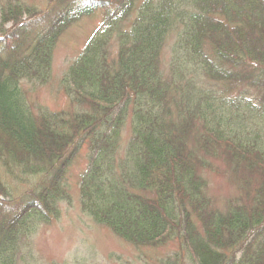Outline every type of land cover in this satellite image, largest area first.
<instances>
[{
    "label": "trees",
    "instance_id": "1",
    "mask_svg": "<svg viewBox=\"0 0 264 264\" xmlns=\"http://www.w3.org/2000/svg\"><path fill=\"white\" fill-rule=\"evenodd\" d=\"M97 11L59 81L72 109L34 112L21 84H46L58 39ZM83 149L81 210L136 248L174 245L152 264H264V0H0V264L59 218ZM209 158L238 190L223 208Z\"/></svg>",
    "mask_w": 264,
    "mask_h": 264
},
{
    "label": "rangeland",
    "instance_id": "2",
    "mask_svg": "<svg viewBox=\"0 0 264 264\" xmlns=\"http://www.w3.org/2000/svg\"><path fill=\"white\" fill-rule=\"evenodd\" d=\"M21 1L37 10L44 8V0ZM103 18V12L97 11L80 19L62 34L54 49L51 77L46 84H21L26 101L34 112L41 108L53 112H68L72 109V104L59 87V81ZM169 45L170 41L165 44L161 57L165 74L169 61ZM128 131L127 124L122 130V144L129 137ZM209 159L211 168L203 169L201 173L207 181V194L214 206L223 208L229 201L239 198L238 190L227 164L222 159ZM86 166L87 152L83 149L79 157L72 162L65 178L69 202H61L59 218L48 225H40L26 242L25 249L19 251L18 257H21L22 252L26 254L24 264H152L157 258L174 251V245L171 243L157 248H136L126 244L109 229L95 223L86 215L81 210L79 198L80 175ZM9 181L0 167V182L6 186L11 185Z\"/></svg>",
    "mask_w": 264,
    "mask_h": 264
}]
</instances>
